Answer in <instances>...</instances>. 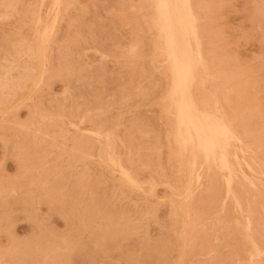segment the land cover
I'll list each match as a JSON object with an SVG mask.
<instances>
[{"label":"rangeland","instance_id":"obj_1","mask_svg":"<svg viewBox=\"0 0 264 264\" xmlns=\"http://www.w3.org/2000/svg\"><path fill=\"white\" fill-rule=\"evenodd\" d=\"M191 5L229 187L180 150L153 0H0V264H264V0Z\"/></svg>","mask_w":264,"mask_h":264},{"label":"bare ground","instance_id":"obj_2","mask_svg":"<svg viewBox=\"0 0 264 264\" xmlns=\"http://www.w3.org/2000/svg\"><path fill=\"white\" fill-rule=\"evenodd\" d=\"M52 1L57 6L59 5L61 0H52ZM153 7L155 12L154 26L157 30L158 36L163 41L164 51L168 63L167 66H169L168 68L171 74L170 98L175 110L176 138L180 145V150L186 151V149L188 148L190 149L189 151L190 158L192 160V163L190 165V173L192 172V170H194L196 161L198 160L200 161L201 159L200 166L203 167L206 165L207 167L206 171H209L212 168H217L220 169L221 171L223 170V172L225 171L227 173V177L225 178V181L227 186L229 187L233 177L234 176L236 177L235 175L236 169L234 166L235 164H233L232 161H235L236 164L240 166L238 163V155L235 154V152L237 153V151L231 147L232 145L234 146L235 143L233 142L232 145L230 143L233 141V139H230L231 137L230 129L232 124L229 127L227 123L230 121L227 122L226 120H224L227 122L225 123L220 118L222 115L218 117L215 115V113H211L212 111L209 112L207 110H201L197 104L195 93L193 90V84L197 76L201 74L202 68L205 69L206 66L203 64V59H207V58L202 59V57L205 56H203L202 54L203 52H201L202 48L200 44H202V42H200V37H199V33L201 31H198L199 29L198 25H202V24H198L199 19H197L198 17L196 16V13L192 8L193 6L191 5V0H153ZM161 56L163 57V55ZM205 71L208 72L207 67ZM204 75L205 74H203V78L205 77ZM215 107L217 108V106H213V109ZM223 117L224 119L226 118V116ZM236 133L237 132H235V134ZM234 139L236 140V138ZM239 140H240L238 141L239 143L242 142L241 139ZM241 151L244 152L245 150L243 151L242 148ZM187 159H189V157ZM262 174H264V171L262 172ZM124 176L129 182H133L127 174H124ZM238 177L236 178L238 179ZM245 180L247 181V183L251 185L253 184L252 180L251 181L250 179L249 180L245 179ZM245 186L247 185L245 184ZM188 187H190V185ZM188 189L190 188H187V190ZM257 189L260 188L258 187ZM186 196H188L187 193ZM250 243H251L250 246L251 245L254 246L252 242ZM254 252L255 255H258L260 253L257 247L256 249H254Z\"/></svg>","mask_w":264,"mask_h":264}]
</instances>
